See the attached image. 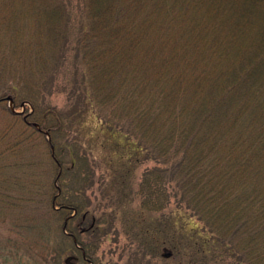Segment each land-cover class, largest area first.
Returning a JSON list of instances; mask_svg holds the SVG:
<instances>
[{"label":"trees","instance_id":"16d2710c","mask_svg":"<svg viewBox=\"0 0 264 264\" xmlns=\"http://www.w3.org/2000/svg\"><path fill=\"white\" fill-rule=\"evenodd\" d=\"M17 1L0 0V106L11 118L0 132V217L23 218L30 234L8 238L0 264H60L70 250L93 264L96 245L78 227L93 163L75 137L74 107L48 99L61 91L66 7L30 0L44 23L22 33L2 14ZM78 1L81 69L70 96L157 161L138 183L141 206L163 214L174 183L210 238L165 228L161 243L184 264H264V0Z\"/></svg>","mask_w":264,"mask_h":264},{"label":"rangeland","instance_id":"374dc122","mask_svg":"<svg viewBox=\"0 0 264 264\" xmlns=\"http://www.w3.org/2000/svg\"><path fill=\"white\" fill-rule=\"evenodd\" d=\"M61 1L66 7L68 18L65 27L67 53L54 72L56 77L53 88H59L60 85L61 91L57 92L54 89L48 94V99L50 104L60 109L67 110L71 106L74 107V110H69L72 112L74 122L73 131L94 167L96 182L87 191L91 205L87 209V214L82 215V221L80 220L82 224L78 226L82 232L81 241L87 245L90 243L89 240L95 243L93 264H184L185 255L183 258L173 257L165 243H161L159 233L162 234L167 228L191 238L192 242H201L203 245H207L209 235L201 222L178 201L180 195L174 183L167 186L170 205L163 214L144 209L137 194L138 183L143 173L147 169L154 168L157 161L147 157L144 149L137 148L122 133L106 126L93 112L86 99L82 98L78 101L76 97L70 96V91L77 86L76 73L81 69L79 56L74 51L75 40L81 29L80 3L78 0ZM42 9L43 7H37L36 3L25 0L8 5L2 14L9 15L8 21L11 16L12 19L16 18L13 24L21 27L23 33L28 31L30 24L34 26L36 21L40 24L44 23V17L41 15L45 10ZM12 22H10L11 26ZM7 104L17 113L29 114L32 111L31 106L26 102L17 108H14L10 102ZM10 121L8 112L1 105L0 132ZM29 218L31 221L34 217ZM40 218L53 226L57 225L50 221V217ZM22 219L12 213L1 214L0 246L9 247L8 238L18 242L27 238L30 230L29 227L27 228V222L24 223ZM14 224L16 227H13ZM89 225L92 226L93 231L85 234ZM78 255L77 251L70 250L63 257L68 260L64 262L62 259L60 264H84Z\"/></svg>","mask_w":264,"mask_h":264},{"label":"water","instance_id":"95a60500","mask_svg":"<svg viewBox=\"0 0 264 264\" xmlns=\"http://www.w3.org/2000/svg\"><path fill=\"white\" fill-rule=\"evenodd\" d=\"M7 99H10V97H7Z\"/></svg>","mask_w":264,"mask_h":264}]
</instances>
